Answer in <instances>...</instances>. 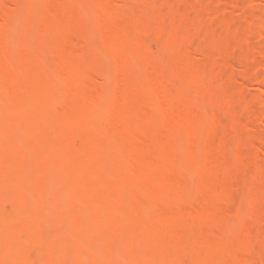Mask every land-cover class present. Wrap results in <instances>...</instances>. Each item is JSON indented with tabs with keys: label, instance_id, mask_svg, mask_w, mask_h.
I'll return each mask as SVG.
<instances>
[{
	"label": "rangeland",
	"instance_id": "rangeland-1",
	"mask_svg": "<svg viewBox=\"0 0 264 264\" xmlns=\"http://www.w3.org/2000/svg\"><path fill=\"white\" fill-rule=\"evenodd\" d=\"M13 1L14 0H0V21L3 19V17L7 19L9 16H12L11 14L12 10L14 11ZM26 1L17 0L19 7L22 8L19 11L20 12L23 11L22 12L23 14L18 13L19 16H17L16 14L15 17H18L20 24L23 23V25L21 24L22 28L29 30V32L27 31L28 33L26 32L27 33L25 35L26 38H24L22 41L26 49L23 48V46L22 48L24 51L27 50L26 53H24L25 55L28 52L30 54L28 53L29 55L25 56L23 52L22 53L20 52L18 47H17L18 50L16 49L17 42L13 41L14 40L13 35H12L13 37H11L9 36L11 34L3 35L0 33L1 34L0 35V45L11 44V48L19 51V53H17V51H15L16 52L15 53L13 52V49H12V52H13L12 53L10 51L11 49L10 48L8 49L9 51L7 54H5L4 57L3 55L0 56V71H1L0 73H2V76L5 73L7 74L8 70L10 71L12 69H17V68L19 69L18 65H22L20 66V69H24L25 68V66L23 68L24 63L26 61L30 62L29 60H27V57L30 58V56H33L31 55V50H28V49H34V47L44 44L41 41L43 40L45 42V39L47 38L48 33L49 34L51 32L52 34L56 33L55 29L58 28L59 23H63L64 25L68 26V29H71L72 32L74 31L73 32L74 36L72 37L74 40L78 42L80 41L81 42L80 44H83V45L85 44L84 46L85 48L87 45L88 49L85 51H87L89 56L86 54V52L83 53V51L82 52L80 51L81 55H79V52H77V54H75L77 55L76 57L66 56V57H63V59L59 58L60 59L59 60V59L53 58L54 50L49 49L50 50V51L48 50L49 55L45 54L46 57L42 55V57H37L35 58V60L33 58L32 63L35 64V61H36L35 65L40 66L38 67L39 71H40L41 66H43L42 64H45L47 61H50V64L54 63L55 65L53 64V66H56V69H58L60 73L57 72V70L55 71L53 69V74H51L50 77L45 76L46 74L47 75L50 74V72H47L45 69L47 73L45 75H42L41 77L39 74V79L37 80L36 85H26L24 86V94L21 97H19L18 99L10 98V101L8 104L9 107L7 106L6 109H4L6 111L2 112L0 108L1 110L0 112V156L2 159L6 160L4 163L0 164V183L2 182V180L3 181L6 180V182L5 181L4 182L7 184V181H9L7 178L10 177L9 179L13 180L12 177L15 178V176L17 175V177L22 178L25 181L27 180V184L31 183L32 185V186L28 185L26 187L27 189L25 190H28V192L25 198L22 199L21 201L22 203L24 202V204H20V205L16 204L17 202L16 198L19 197V194H18L19 192H17V194L16 192H13L15 191L14 190L15 188L13 189V187H12L13 191L9 190L11 189L10 187L12 185L9 187L6 186L5 189L0 188V201H1L0 208L3 207L2 209H0V261L2 260L4 264H14L13 257L15 256V254L23 255L26 252V249L24 248V246L26 247L30 241H33V239L35 240L36 237L39 238V236H41L40 237L41 239L39 238V241L42 240L41 242L43 243V246L41 248H38L35 251L37 260L36 262L32 264H109V263L122 264L123 261H128L130 263L133 262L134 264H159L158 260L152 257H147L144 254V252L148 247L152 245L158 233L170 232L172 234L174 228L176 227L174 226L176 225L174 223H176V221L179 220L181 211H179L180 212L179 214L178 212H176L177 210L176 209L175 213L173 214L172 212V215L168 216L167 218H164V219L160 218L158 219V221L154 220L156 222H153V224H151L152 222L151 221L150 227L136 226L137 220L140 217V211L141 213L144 212V204H143L144 202H142V199L144 197L143 198L141 197L143 194L142 192L148 189L150 190L158 189L159 194H156L158 195V197L159 195L164 196L166 194L167 195L165 196V199L167 198L166 201L164 203L155 205L159 209L166 208L170 211V209L173 207V204L175 205L174 208L178 207V209L181 208V206L182 207L187 206V204L198 205L200 203V198L202 196H205L206 194H209V195L221 194L222 193L221 191H223V188H224L223 192H226L230 186L232 188V186H234L233 184H236L235 182L237 181L235 180V178H238L237 176L239 175V174L237 175V172L240 173V175L241 174L243 175L244 173V172L241 173V171L239 172L235 169L237 166L240 165L241 167H245L244 168L245 170H246V167L249 168L247 169L248 171H246L250 173V174L247 173L248 178H241L240 175L238 178V183H239V180L244 179V181H240V182H243V184L242 183L240 184L244 186V184L246 183L245 185L247 187L246 188L244 186L245 187L244 190L241 188L243 190L241 191L242 193L240 192L241 195L244 197V199H246L247 197L249 199L247 198V200H244L246 201L244 206H240V208H237L236 209L237 211L235 210L237 212V215L235 214L236 215L235 220L232 221L231 225L229 226V229L225 230L226 232H224V236H222L223 234L221 235V237L218 236L219 240L217 239L215 242H214L215 240L214 239L211 246H208L203 242L204 239H207L211 231V223L207 219L201 217L198 219L196 223L192 224L188 228V234L191 237L190 243H191V246H193L192 249H194L195 251V257L193 259L192 264H243L242 259H240L241 256H249V253L252 254L250 255L251 257L252 256L255 257V258L253 257L254 262L253 263L250 262L249 264H259L261 262H264V244L262 246V244L259 243L257 239L259 237L261 239L264 236V235L263 236L261 235L264 233H260V232H263L261 228L258 229L260 230L258 231V230H255L256 228L254 229V226H253V224L257 223V221L258 223L260 222L259 220H256V219L263 218L261 217V215H264L263 213L264 212V117H263L264 116V0H203V1L200 0L202 3L199 2L198 0H197L198 3L195 2L196 0L194 2L193 0H148V5L151 4L150 6H147V2H145L147 0H116V1H113V7L115 4H116L115 6H117L115 10L116 19L118 20L119 17H121L122 20L124 21H122L121 19L119 21L123 22L122 24L125 25V27L122 24H120L121 22L118 23V21L117 23H115L116 21L112 23V22H108L105 20H100V19L98 20V18L101 17L99 16V13L100 15L103 14L104 12L103 10H105L104 6H106L105 1H102L104 2L102 7H101L102 5V2H101V4L100 3L98 4V6L97 5L95 6V9L93 7V11L91 10L92 14L94 15L89 17V21L91 23L94 22L92 23L93 31L90 30V28L88 29L89 26L91 27L90 25L91 23L87 20V18H85L86 20L85 19L83 20V18L82 19L79 18L82 15L78 14L79 12L77 10L66 9L63 6H61L63 0H57V1L56 0H53V1L46 0L44 2L43 0H29V1L26 0ZM85 1H84L85 3H88V2L90 3L89 0H85ZM4 2L5 3L8 2L10 4H5ZM158 2H160V4H158ZM50 3H51V6H49ZM52 3H54L53 6H52ZM142 4H143V7H142ZM162 4L163 5L167 4L165 8H167L166 10L168 12L165 10L166 11V12L164 11L165 15L163 13V16H161V18L164 17L166 18V20L168 19V22H170L173 18L172 14H174L175 16L178 15L177 16L178 18L174 19L176 22L175 23L176 25L169 24V27H172V29L170 28L171 31L172 32L174 31L173 34L169 29L166 28V32L164 34L162 33L163 35H160L158 37L156 36L154 38L144 37L143 39L142 37L146 35H141L139 33L143 32L141 29L145 30V28L143 27H145L146 21L144 20L148 21V18L149 20H152V19L154 20V18L156 19L158 17V15L156 14L158 12L157 10L159 9V7L163 6ZM187 4H189L190 6L189 5L187 6ZM36 6L38 9H36ZM144 6L147 8L145 9ZM33 7L35 10L33 9ZM40 9L42 10L40 11ZM94 11L98 13L96 14ZM28 12H29V15H28L29 17L27 16ZM168 13L171 15H169ZM14 15L15 13L13 12V16ZM36 15L37 16L40 15L38 17L41 19L33 18ZM95 15H96L95 19L97 20L95 21L94 19V21H91L93 18L91 20L90 18ZM22 16H25V17H22ZM77 16L81 20L79 19L77 20ZM133 16L135 17V19L136 18L138 19L137 21L139 22L138 24L139 26L132 23L133 21H131V19L134 18ZM26 17H27V20L25 19L24 21L23 18H26ZM124 17L125 18L127 17L126 19L128 18L130 19V20L128 19V22H127L130 25L126 26L127 23L125 22L126 19ZM139 17H141V19L143 20H141ZM186 17L190 18V20L189 19L184 20V18ZM20 19H22L26 23H24ZM32 19L33 21L36 20L37 23L34 22V24L31 25L33 22ZM42 19L45 21H43ZM206 19L207 21L210 22V23L207 22L208 25L210 24L207 27L209 28L213 27L212 29H209V28L206 29L207 27L204 21ZM214 19H215V22L216 21L217 23L219 22L218 24L216 23L215 26L214 24L212 25L211 23L212 20L214 21ZM229 20L231 21V23H227L229 22ZM187 21H190V23L193 25L192 28L190 26L188 27L190 23L188 24ZM224 21H225V24L223 25ZM28 22L30 23V27L26 25ZM168 22L166 24H168ZM83 23H84V27H83ZM246 23L248 25H246ZM117 25L119 26V28L121 27L123 28L119 29ZM31 26L34 27V28L32 27L34 30L31 29ZM99 26H101V28H99ZM215 27L217 28L215 29ZM58 30H56L57 33H58ZM62 35L63 33L61 32V36ZM138 36L140 37L142 36V37L140 38ZM35 37H36V40H35ZM55 37L57 39L58 37L61 38L60 35H58V37L57 36ZM100 37H102L103 41ZM115 37H119V38H117L116 40ZM137 37L138 39L139 38L142 39L141 40L142 41L141 48H143L142 51L144 50L146 53L149 52V54H146V55L150 56V53L153 52L159 58L156 61L153 60L155 62H151V64L149 65L147 64L146 68L144 67L145 69H147V70L144 69L145 73L143 72L142 70L143 68L141 67L142 68L141 69L142 72L140 71L141 75L143 76L147 75V76L145 77V81L143 80L144 85L141 83L144 89L143 88L141 89V87H137L138 89L136 88V86H140V85L135 86L138 94H141L142 92L144 93V91H146V86L147 84H149L148 81L150 83L157 81L156 83L158 85H161V87H164V88H165L164 85H166L167 86L166 88H170L169 90L170 92H172V90L174 89H172L171 86H173L175 83H176L175 85H177L178 78H182V76L185 74V72L181 71L183 74L181 73V76L179 75L180 77L178 76L177 78L176 74L173 73L175 72V69H173L171 64H173L174 62L172 63L171 61L175 60L174 57L181 55V54L183 56L184 55L189 56V58L192 56L190 59L195 60L197 62L198 59L201 57L200 56L201 54H204L205 51H206V54H208L207 51H209V53L213 57L210 54H208L212 57L211 58L212 61L208 63L207 68H205V70H202L203 72L200 71L199 73L196 72L195 74H192L193 76L190 73L186 72L189 76L185 74L187 76L185 77L183 76L184 79H180V80L181 81L185 80L184 83L187 82L189 84H191L192 82V85L194 86V88L192 87L193 93L196 90L195 92H197V94L195 95L199 96L198 94L200 92H204V90L207 91L209 83L211 85L213 81L216 82V80L219 79V81H222V82H219V81L217 82H219L218 85L220 84L221 87L225 85L228 86L230 83V86L228 87H230L229 89H231V92H230L231 95L226 94V90H227L226 86L222 87V89L223 90L226 89L225 91H223V93L231 97L222 95V96H218L217 99L215 98L214 100L208 99L207 101L208 104H206L203 107V109L197 112H193L191 116L187 117L186 120L182 122L183 126L185 127V130H184L185 133L183 132V134H178L177 136L175 135L167 136L168 131L166 128L170 129L169 127L171 126V124L178 118L177 114L178 115L180 114L179 111L184 110L183 108L186 106L188 107V105L186 104L190 102L189 99H188L189 102L184 101V100L174 102L171 105V107L163 111L162 114L157 113V112L154 113L155 111L154 112L153 110L151 111V108L149 109L147 107L141 106V104L139 103H136L134 105H129V104L126 105L124 103L125 107L124 108L121 107V108H123L122 109L123 113L125 114V117L127 121H129V123H127L126 126H122L118 129H115L116 126L115 128H113L112 125H109L110 123H112V120H110L111 122L107 123L109 127H107V125L106 124L104 125L103 123L107 122V118L109 120L110 117L106 115L112 114L113 110L117 108V106H121V105H119V103L115 100L114 97H111V95H109L108 98L107 96H105L106 98H103L102 96L101 98H103L104 100L100 98L102 101L97 99V100H94L95 102L94 101H89V102L84 101L83 96L89 86L90 87L92 85L95 86V83L98 85L101 80L102 81L104 80L105 78L104 76L107 75V71L109 73L108 69L106 71L107 66L112 67L111 65L116 63V60L120 61V59L126 56V54L128 53L131 54L130 51L132 52L133 49L135 48L133 46L135 45V42H136L135 40H137ZM192 37L193 39L194 37L196 38L199 37L198 43H195L194 42L195 40L193 41L196 46L190 43V40L192 39ZM98 38H100L101 41L100 40L98 41ZM238 38L239 39L241 38L242 42L239 40L240 43L237 45L236 51L234 52V54H231L233 52L232 50L234 47L233 43L238 42ZM11 41L12 43H10ZM99 42H101L104 50L101 49L102 47L99 45L100 44ZM12 44L15 45V47H13ZM207 44H210L211 46ZM94 46H96V49L98 47L99 48L101 47L100 49L99 48L97 49V53L101 55L99 57V59L101 58L99 62L97 61L98 59L97 60L95 59V57L98 54L94 51L96 50ZM22 48H21V51H22ZM101 51L102 53L100 54L99 52ZM92 52L94 54H91ZM253 52L257 54V59L255 60L253 59V57L254 56L256 57V55H254ZM50 53L52 54L50 55ZM84 54L86 57L84 56ZM103 54L106 59L102 57ZM214 54L218 57L215 56L216 57L215 58ZM229 54L233 55L232 57L234 58L233 59L231 58V60L228 59L230 58ZM92 59L96 61L94 62ZM161 59L163 60V62H161ZM226 60L228 61V63ZM232 60H234L235 62ZM92 61L94 64L95 63L97 64V62L100 64L99 65L97 64L98 66L94 67V64L91 63ZM17 62L21 64H18ZM231 62L233 63V65ZM161 64H163V67H161L162 66ZM183 65H186V62ZM91 67L94 69H92ZM138 68L136 67L135 70L133 68L128 69L124 77H131L135 75V71L138 72ZM157 68L161 70V71L159 70L158 73L156 72ZM167 69L169 70L168 72H167ZM171 69H173V72ZM95 70L96 71L98 70V71L96 72ZM148 70L152 71V73L149 72ZM184 70L186 71V69ZM54 72H56L57 74H54ZM75 72L76 73L78 72L79 75L78 76L77 74L74 75L73 73ZM66 73H67V76H66ZM242 73L245 74V76ZM158 76L160 78L163 76L162 78L166 80L164 79L162 80V78L159 79ZM229 76H231V78H229ZM0 77H1V74H0ZM215 78H218V79H215ZM226 79L228 80V82H226ZM0 80L2 79L0 78ZM158 81L159 83H161V81H163L164 83L159 84ZM156 83L154 84V86L156 85ZM8 86L11 87L10 83H7V82L5 83L4 78H3L2 82L0 81V93H1L0 102L3 101L2 94L4 93L6 94V91L7 92L9 91ZM133 87H131L132 88L131 91L135 93L134 91L135 88ZM198 88H200L201 90ZM169 90L167 89V91ZM10 91L12 92L13 89H11ZM39 91H42L43 93L42 92L41 93L45 94V98L46 97L48 98L50 94L53 96L54 92L56 93L55 94L56 99L52 98V99L57 100V101L55 100L53 101L55 102V104L51 102L52 99L49 101L51 104L52 103L54 104V105H51L52 106L51 118L47 120L46 122H44L43 124H40L38 122L39 125L32 124L34 121L31 123L32 120L30 119L31 121L27 122L26 124H21L22 126L21 125L19 126V124H17L16 125L17 127L16 126L14 127L15 125L14 124L12 128L11 127L9 128L10 126L9 121H11L12 118L13 120L16 118L17 123H18L19 122L18 118L19 119L22 118L23 115L24 117H28V118H29L28 114L34 117V114L36 113L35 109H37V105L40 106L39 103H41L40 100L42 99V97L37 98L36 96ZM8 93L10 94V92ZM8 93L7 95L4 94L6 98L9 97ZM137 93H135L134 95H137ZM227 93H229L228 90H227ZM67 94L71 95L70 96L71 100L69 99L70 100L69 102L66 101L67 97L65 96H67ZM127 94H132V93L128 92ZM127 94L125 93L124 95H127ZM47 98L45 99L46 101H48ZM112 101H114V103H112ZM115 101L116 103H118L117 105ZM119 102H121V100H119ZM238 104L239 106H237ZM242 104L243 106H241ZM181 105H183L184 107ZM111 106L112 107L115 106V108H112ZM62 107H63V110H60V108L62 109ZM70 108L72 109V111L77 110V112H80V116L74 122L70 123L67 121V123L69 124H64L65 122L64 120L68 118L67 116H69V113L71 112ZM69 109H70V112H69ZM117 109H116L115 114L117 113ZM56 110H60L59 114H57L58 111ZM107 111L108 112L110 111L111 113L105 114V112ZM241 111L243 112V114L241 113ZM254 112H257V114L255 115H258V117L260 113L261 114L263 113L262 115H260L263 117V119H260V118L258 119L257 117H255L254 114L252 115V113ZM236 113H239V115ZM115 114L113 113L111 117L112 116L114 117ZM241 115L243 116V118ZM250 116H253V118L255 119L252 118L253 120H250L251 118ZM104 118L106 121L104 120ZM62 120L63 122H61ZM171 120H174V121L172 122ZM219 120H221L222 125H227V127L228 126L234 127L235 125V128H236V126L237 127L240 126V128L237 129V131L241 132V137H242L241 139H243V141L245 140V142L247 143L248 141H251V142L248 143L249 145L247 143L245 144L243 143L242 144L243 146L242 145L232 146L233 150L231 147L232 152L230 150V155H229L230 159H228V157L226 159H223V161L228 160L227 162L226 161L224 162V164L227 163L228 165L225 168L226 170H213V169H208V167L206 168L204 167L206 170L205 169L203 170V165L199 166V163L198 165L194 164L195 161L200 162L199 159L198 160L197 158L196 160L194 159L197 156L196 154L207 152L214 159H217V157H219V155L222 153L221 152L223 148V147L221 148L222 139H220L222 137H219L220 144L218 143L219 141H217L216 144H212L213 142L210 143L211 140H210V137H208V135H210L213 132L214 130L213 127L215 126V123L216 124L219 123L218 122ZM142 123L150 126L151 131L149 132V134H142L141 132H137L138 126L139 125L141 126ZM230 127L228 128L229 129L233 128V127L232 128ZM240 129L243 131H241ZM195 130L202 131L201 132L202 134L200 133V135H201V138L204 136L203 138L205 140L202 138L200 142L202 144H204V142L206 143L202 145L199 142V144L196 145L197 147L196 149L194 148L195 149L194 151L196 152L198 151V152L196 154L195 153L193 154L196 156L192 155L191 157L192 153H190L189 154L190 159H188L189 157L185 156L182 158L181 156L180 158L181 160L176 161L178 163H175V161L167 162L168 160H165L159 157L158 150H156L155 148L152 149L150 147L148 150L150 156L158 160V163L160 164V165L158 164L159 167L162 165L163 166L160 168V170H157V171H150L148 170V168L147 170H145L144 168L141 172L142 175L138 173L141 170V168L139 169L137 168V166L135 168L134 166L133 168H135L134 170L137 173V174L135 173L137 177L135 176V174H133L134 177H130V174L134 172V170L132 171V168L130 167L131 157H132V154L137 149H139L140 147L145 148L146 146L150 145L153 141H155L154 143L155 145L156 143L161 142L160 145H162L161 147L162 151L165 149L166 145L167 146L177 145L178 147L183 148V145L186 144L185 141L188 135L192 133V131H195ZM207 130L208 131L212 130V131L208 132ZM36 132H40L41 134H39L38 137L35 138ZM235 132L233 131V133ZM205 134L208 137L207 139H206ZM75 135H78V140L76 144L72 146L73 150L68 151L66 149V143L69 139L73 138ZM108 135H111L114 137H121V138L123 137V139H127V143H126V146L128 144V148H126L127 150L121 156H119V158H118V155L116 154L115 155L111 154L110 157L105 156L102 158L101 157L94 158V156L91 157L89 155V152L87 153V150L94 151L97 148L98 150H100L101 146L98 147V145L102 144L101 141L103 142V138H106ZM60 136L65 137L63 142L59 141ZM5 139L8 142L9 141H12L15 143L17 142L16 144L17 146L15 145L17 150L14 149L15 147H10L9 143L7 144L5 142ZM99 142L100 144H98ZM249 146L252 147L251 151L254 149L253 152L255 151V153L258 154L257 156L256 154L250 152L251 147L249 148ZM255 147L258 149H256ZM36 151H38V153L42 152L46 154L48 157L45 163L43 165H38V167L30 163L29 161L28 162L25 161L27 156L29 157L31 156L29 153L36 154ZM258 152L261 154H259ZM54 153L58 155L55 156L56 154ZM223 153H224V150H223ZM249 154H250L249 158H251L253 162L252 160L248 158ZM53 156H55L54 158L56 157L59 158V156H61L63 157V160L52 159ZM233 156H235L236 158ZM258 156L261 159L258 158ZM231 158H233L234 160ZM258 159H260V161ZM229 161L231 162L228 163ZM189 163H191L192 167L189 165ZM232 163L234 164V166ZM186 167L188 168L186 169ZM231 167H233V171H231ZM241 167L239 168V170L242 169ZM62 168L66 169V173L64 174L60 173V170ZM188 170L190 173H188ZM38 171L46 177L44 180L41 181L43 183L41 182H40L41 184L38 183L39 185L34 184L33 182V177H36V173ZM194 171L196 174L194 173ZM200 171L202 172L203 176L208 175L210 177L218 178L217 180H219L218 182L220 183L213 185L209 183H203L201 181L203 185L200 186V182L197 183L198 182L197 179H200L201 177L205 178L201 175H198V174H201ZM184 172L185 173L187 172L186 175ZM126 176L129 177V181L131 178L134 179L136 177L134 179V182L137 185V187L134 188L133 187L134 184L131 183L129 188L122 191L121 194H119L118 197L117 196L116 197H117L118 202H120L121 204L123 203L124 205L128 204L130 205V207H133L132 209L134 210L140 209L139 212L135 211L136 213H138L139 217L137 216L136 213L133 214L132 217L127 218V219H123L116 215L113 216L111 213L116 212V211L110 212V210L114 208L115 205L111 208H104V209L99 208L100 211H98L99 213H97V216H93L95 213L94 214L92 213L93 215H90V212H92L91 211L92 207L89 204L85 203L82 205L81 208L77 209L75 205L67 201V198L69 196H76L79 198L81 195L85 193H94L98 197H102V195L106 193L105 191H106L107 186L109 184L111 186V184L113 183L112 181L115 178L118 177L117 179H119V177L121 178L123 177L126 180L127 179ZM195 178L197 182L194 180ZM172 182L175 185L174 191L173 189L171 191L170 189L169 191H167L166 186L172 184ZM189 182L192 183L193 187L191 186ZM186 183H189L190 187H189V184L187 185ZM224 184L225 185L227 184V185L224 186ZM35 185H38V186H35ZM195 186H198L199 189L197 187L196 189ZM176 187H178L177 189L182 187L183 190H176ZM252 188L254 189V191ZM246 190H248L249 192L247 191L246 193ZM160 199H158L159 200L158 202H160ZM18 200H20V198ZM3 201H7V202H3ZM153 201H154L153 203H155V200ZM49 202L51 204L52 203L54 204L55 208L52 207L54 209L53 210L54 212L52 211L51 212L55 214L56 216L49 217L50 214L51 215L53 214L52 213H50L49 215L44 214L39 209L41 204L46 206V204ZM152 205L155 209L154 204ZM55 209L57 211H55ZM58 210H77L78 212H81L82 214L84 213L83 216L85 214L86 216L82 217L84 218L83 220H80L82 219L81 218L82 214L80 213L81 214L80 219H78L77 222H73L71 220L64 221V220L59 219V217L57 216ZM134 210L132 212H134ZM259 211H261V213ZM254 213H255L256 222L253 220ZM257 214L258 215L261 214V215L258 216ZM219 215L220 214L217 215V218ZM147 217L145 220H147ZM249 218H252V220ZM222 221L224 222L225 219H222ZM258 223L256 227L258 226ZM16 227L18 230L16 231V233L15 232L13 233V230ZM9 232H11L12 235H9ZM104 232L129 234L131 238L129 240H119L113 243H107L105 240H97V239L90 238V234L92 233H104ZM59 235H64L63 236L64 241H66L69 245H71L70 247L72 246H74V248H76V246H80L79 248H81L82 246L86 247L88 251H86V254L84 255V257L77 258L75 260L74 259L68 260L67 261L68 263L61 262L62 260L61 258H59L60 257L59 252H60L61 246L64 241L57 242L54 245L52 244L57 239V237H59ZM169 236L171 237L170 234ZM248 237L254 238L252 242L254 241L256 242H254V244L253 243L247 244L249 243ZM223 239H225L224 240L225 243H222ZM181 242H179V244H181ZM256 243H258V245ZM52 245H53V248H52ZM182 246L185 247L186 245L185 246L182 245ZM182 246L169 247L165 250H162V253L171 257L172 258L171 260H176V262H179V260H182L180 259V257L182 258V252H183ZM49 248H52V250L51 249L49 250ZM4 252L9 253V257H5L3 255ZM31 253L33 255V251ZM15 257H18V256H15ZM253 258H252V261H253ZM179 264H181V261Z\"/></svg>",
	"mask_w": 264,
	"mask_h": 264
},
{
	"label": "bare ground",
	"instance_id": "bare-ground-1",
	"mask_svg": "<svg viewBox=\"0 0 264 264\" xmlns=\"http://www.w3.org/2000/svg\"><path fill=\"white\" fill-rule=\"evenodd\" d=\"M19 1V0H18ZM26 1V0H25ZM29 1V0H28ZM44 1H46V0H43V2ZM49 1V0H48ZM53 1V0H52ZM57 1V0H56ZM85 0H63L62 1V4H61V6H63L64 8H66V9H74V10H77L79 13L78 14H80V15H82V16H80L79 18H83V20L85 19V18H87V20L89 21V17L90 16H92V15H94V14H92V11H93V7H94V9H95V6L97 5L98 6V4L100 3L101 4V2L102 1H105V5L106 6H104L105 8V10H103L102 12H103V14H101L100 15V13H99V16H101L100 18H98V20L100 19V20H105V21H108V22H115V23H117V21H118V23H120L121 21H119L120 19L122 20V18L121 17H119V19L117 20L116 19V16H115V14H116V7L117 6H115L114 5V7H113V1H116V0H93V1H91V0H89L90 1V3L88 2V3H85L84 2ZM95 1V2H94ZM100 1V2H99ZM195 0H193V2H194ZM199 2H201V1H203V0H198ZM3 2V1H2ZM27 2V1H26ZM32 2V1H31ZM61 2V1H60ZM59 2V3H60ZM137 2V1H136ZM145 2H147V6H150V5H148V0L147 1H145ZM169 2V1H168ZM188 2V1H187ZM192 2V1H191ZM190 2V3H191ZM196 3H198L197 2V0L195 1ZM219 2V1H218ZM5 3V2H4ZM3 3V4H4ZM29 3V2H28ZM55 3V2H54ZM54 3H52V6H53V4ZM58 3V2H57ZM103 3L104 2H102V5H101V7L103 6ZM151 3V2H150ZM166 3V2H165ZM186 3V2H185ZM189 3V2H188ZM202 3V2H201ZM200 3V4H201ZM220 3H221V1H220ZM5 4H10V3H5ZM12 4V3H11ZM13 4H14V11L12 10V16H9L7 19H5L4 17H3V19L0 21V33L1 34H11V35H9V36H11V37H13L14 36V42H17V44H16V49H17V47H18V49L20 50V52L22 53L23 52V54L24 53H26V51L27 50H23V48H25L26 49V47L24 46V43H22V41H23V39L24 38H26L25 37V35L29 32V30H27V29H25V28H22V26H21V24L23 25V23H19V19H18V17H15L16 16V14H17V16H19L18 15V13L20 14V13H22V12H20L19 10H21L22 8H20L19 7V4H18V2H17V0H14L13 1ZM33 4H34V2H33ZM33 4H31V5H33ZM45 4H47V3H45ZM87 4V5H86ZM140 4V3H139ZM156 4V3H155ZM158 4H160V2H158ZM184 4V3H183ZM41 5H42V3H41ZM145 5V4H144ZM163 5V4H162ZM167 5V4H166ZM166 5H163V6H161V7H159V9L157 10L158 12L156 13L157 15H158V17L155 19L154 18V20L152 19V20H149V18H148V21L147 20H144V21H146V24H145V27H143V28H145V30L144 29H141L143 32V34L142 33H139V34H141V35H146V36H141L143 39H144V37L145 38H154V37H158V36H160V35H163L165 32H166V28L167 29H169L170 31H171V29H172V27H169V24L170 25H174L176 22H175V20L174 19H177L178 17V15L177 16H175L174 14H172L173 15V18H172V20L170 21V22H168V19L166 20V18H164V17H162L161 18V16H163V13H164V11L167 9V8H165V6ZM189 4H187V6H188ZM38 6V5H37ZM37 6H36V9H38L37 8ZM49 6H51V3H50V5ZM154 6H156V5H154ZM185 6V5H184ZM190 6V5H189ZM10 7V6H9ZM26 7V6H25ZM44 7V6H43ZM142 7H143V4H142ZM153 7V6H152ZM151 7V8H152ZM173 7V6H172ZM186 7V6H185ZM11 8V7H10ZM20 8V9H19ZM40 8V7H39ZM144 8L146 9L147 7H145L144 6ZM154 8V7H153ZM26 9V8H25ZM25 9H24V11H25ZM33 9H34V7H33ZM190 9V8H189ZM35 10V9H34ZM42 9H40V11H41ZM44 10V9H43ZM92 10V11H91ZM143 10V9H142ZM28 11H30V10H28ZM96 11V10H95ZM94 11V12H95ZM167 11V10H166ZM165 11V12H166ZM13 12L15 13V15L13 16ZM32 12V11H31ZM30 12V13H31ZM34 12H36V11H34ZM37 12H39V11H37ZM168 12V11H167ZM24 13H26V12H24ZM86 13V14H85ZM96 14L98 13V12H95ZM134 13V12H133ZM5 14H7V13H5ZM4 14V15H5ZM10 14V15H11ZM23 14V13H22ZM32 14V13H31ZM39 14V13H38ZM42 14V13H41ZM77 14V15H78ZM127 14V13H126ZM169 14V13H168ZM29 15V12L27 13V16ZM34 15H35V13H34ZM136 15V14H135ZM164 15H165V13H164ZM169 15H171V14H169ZM7 16V15H6ZM26 16V15H25ZM25 16H22V17H25ZM31 16V15H30ZM37 16V15H36ZM33 17V18H38V19H41V18H39L38 16H40V15H38L37 17ZM42 16V15H41ZM45 16V15H44ZM43 16V17H44ZM84 16V17H83ZM86 16V17H85ZM127 16V15H126ZM138 16V15H137ZM12 17V18H11ZM29 17V16H28ZM95 17H96V15L95 16H93V17H91L90 18V20L91 21H94V19H95ZM128 17V16H127ZM126 17V18H127ZM134 17V16H133ZM78 18V16H77V20L79 19ZM118 18V17H117ZM125 18V17H124ZM123 18V19H124ZM125 18V19H126ZM140 19H141V17H139ZM152 18V17H151ZM163 18H164V20H163ZM169 18V17H168ZM5 19V20H4ZM24 19V21H25V19L27 20V17L26 18H23ZM29 19V18H28ZM81 19H79V20H81ZM129 19V18H128ZM128 19H126V23L128 22ZM133 19V20H132ZM131 19V21H133L132 23H134V24H136L137 26H139L138 24H139V22L137 21L138 19L136 18L135 19V17L134 18H132ZM185 19H189L190 20V18H184V20ZM246 19V18H245ZM20 20H22V19H20ZM35 20V19H34ZM43 20V19H42ZM86 20V19H85ZM97 19H95V21H96ZM130 20V19H129ZM141 20H143V19H141ZM180 20V19H179ZM23 21V20H22ZM23 21V22H24ZM32 21H33V19H32ZM38 21V20H37ZM40 21V20H39ZM43 21H45V20H43ZM87 21V22H88ZM122 21H124V20H122ZM130 21V22H131ZM149 21H151V22H149ZM177 21V20H176ZM205 21V23H206V27L207 26H209L208 25V23H210L209 21H207V19L206 20H204ZM247 21V20H246ZM31 22V21H30ZM34 22H36V20L35 21H33L32 22V24L31 25H33L34 24ZM47 22V21H46ZM83 22V21H82ZM86 22V21H85ZM90 22V21H89ZM108 22H106V23H108ZM149 22V23H148ZM168 22V24H166ZM182 22V21H181ZM208 22V23H207ZM215 19H214V21L212 20V25L214 24V26L216 25V23H217V21L215 22ZM24 23H26V22H24ZM37 23V22H36ZM91 23V22H90ZM92 23H94V22H92ZM90 24L91 25V27L89 26H87L88 27V29L90 28V30H92L93 28V24ZM123 22H121L120 24H122ZM187 23L189 24L190 23V21H187ZM204 23V24H205ZM219 23V22H218ZM217 23V24H218ZM227 23H231V21L229 20V22H227ZM40 24V23H39ZM42 24V23H41ZM88 24V23H87ZM97 24V23H96ZM95 24V25H96ZM125 24V23H124ZM187 24V25H188ZM220 24H222V23H220ZM225 24V21H224V23H223V25ZM25 25V24H24ZM27 26H29L30 27V23L28 22L27 24H26ZM36 25V24H35ZM34 25V26H35ZM38 25V24H37ZM44 25H46V24H44ZM94 25V26H95ZM99 25V24H98ZM114 25H116V24H114ZM123 25V24H122ZM122 25H120V26H122ZM128 25H130V24H128L127 23V25L126 26H128ZM168 25V26H167ZM176 25V24H175ZM177 25H178V23H177ZM211 25V26H212ZM246 25H248L247 23H246ZM118 26V25H117ZM124 27H125V25H123ZM191 27L192 28V24L190 23V25H188V27ZM210 26V27H211ZM218 26V25H217ZM251 26V25H250ZM33 26H31V29L32 30H34L33 28H32ZM83 27H84V23H83ZM96 27H98V26H96ZM133 27H134V25H133ZM169 27V28H168ZM176 27V26H175ZM206 27H204V28H206ZM50 28V27H49ZM55 28V27H54ZM86 28V27H85ZM99 28H101V26H99ZM118 28H119V26H118ZM121 28H123V27H121ZM121 28H119V29H121ZM140 28V27H139ZM171 28V29H170ZM209 27H207L206 29H208ZM213 28V27H212ZM212 28H209V29H212ZM217 27H215V29H216ZM219 28V27H218ZM36 29V28H35ZM59 29V30H58ZM84 29V28H83ZM138 29V28H137ZM50 30V29H49ZM56 30H58V33H57V31ZM101 30V29H100ZM28 31V32H27ZM51 31V30H50ZM83 31V30H82ZM81 31V32H82ZM93 31V30H92ZM178 31V30H177ZM204 31V30H203ZM211 31V30H210ZM27 32V33H26ZM55 32L56 33H53L52 34V32L49 34L48 33V36H47V38L45 39V42L42 40L41 42L42 43H44V44H42V45H38L37 47H34V49H28V50H31V55H33V56H30V58H28L27 57V60H29L30 62H25L24 63V65H23V68H24V66H25V68L24 69H20V66H22V65H18V64H21V63H18L17 65H18V67H19V69L17 68V69H12V70H8V72H7V74L5 73L3 76H2V73H0L1 74V79L3 80V78H4V82L6 83H10V85H11V87H9L8 86V89H9V91L8 92H10V94L6 91V94L4 93V91H3V93L5 94V95H7V93H8V95H9V97L8 98H6V96H4V94H2L3 95V97H2V100L3 101H1L0 102V108H1V110H2V112L3 111H6V110H4V109H6V107L8 106V104H9V101H10V98H15V99H18L19 97H21L23 94H24V86H26V85H36L37 84V80L39 79V74H40V77L42 76V75H45L47 72H50V74H46L45 76H49L50 77V75L51 74H53V69L56 71L57 70V72H59L58 71V69H56V66H53V64H50V61H47L45 64H42L43 66H41V68H40V71L38 70L39 68L38 67H40V66H37V65H35L36 64V61H35V64H33L32 63V60H33V58H34V60H35V58H37V57H42V55H44L45 57H46V55L45 54H48V52L50 51L49 49H53L54 50V52H53V54H54V56H53V58L54 59H59V58H62L63 59V57H66V56H71V57H76L77 55H75V54H77V52H79V55H81L80 53L83 51V53L84 52H86V54L89 56V54L87 53V51H85V50H87L88 49V47H87V45H86V48L84 47L85 46V44L83 45V44H80L81 42L79 41H76V40H74L72 37L74 36V31L72 32V30L71 29H68V26H66V25H64L63 23H59V26H58V28H56L55 29ZM61 32L63 33V35L61 36ZM98 32V31H97ZM139 32H141V31H139ZM145 32V33H144ZM172 32V31H171ZM174 32V31H173ZM173 32H172V34H173ZM206 32V31H205ZM207 32H209V31H207ZM163 33V34H162ZM198 33V32H197ZM204 33V32H203ZM0 34V35H1ZM34 34V33H33ZM60 35V37L61 38H59L58 37V35ZM102 34V33H101ZM205 34H207V33H205ZM13 35V36H12ZM29 35V34H28ZM35 35H36V33H35ZM39 35V34H38ZM33 36V35H32ZM55 36H57L58 37V39L55 37ZM197 36H199V35H197ZM202 36V35H201ZM138 37H140V36H138ZM138 37H137V40H135L136 42H135V45L133 46V47H135L134 49H133V51L131 52L130 51V53L131 54H126V56H124L123 58H121L120 59V61L119 60H116V63H114V64H112L111 66L112 67H108L107 66V68H106V71H107V69L109 70V73H108V71H107V75L106 76H104L103 78H104V80L101 82L100 81V83L97 85L96 83H95V86L94 85H92L91 87L89 86L88 87V89L86 90V92H85V94H84V96H83V99H84V101H94V100H97V99H99V100H101V99H103V98H106L105 96H107V98L109 97V95H111V97H114L115 98V100L119 103V105H121V106H117V108H119V109H117V108H115V106L114 107H112V108H115L114 110H113V112H112V114H108V113H111L110 111L108 112H105V114L107 113L108 115H106V116H108V117H110L109 118V120H108V118H107V122H104L103 124L105 125H107V123L108 122H111L110 120H112V123H110L109 125H112V127L113 128H115V126H116V128L115 129H118V128H120V127H122V126H126L127 125V123H129V121H127V119H126V117H125V114L123 113V108L125 107V105H124V103L126 104V105H134V104H136V103H139V104H141V106H144V107H147V108H151V111L153 110V112L154 113H160V114H162V112L163 111H165L167 108H170L171 107V105L174 103V102H176V101H182V100H184V101H187V102H189L188 101V99L190 100V105H189V103H187L186 105H188V107L186 106V107H184L183 105H181V106H183L184 108V110H181V111H179V115L177 114V116H178V118L174 121V120H171L173 123L171 124V126L169 127L170 129H168V128H166L167 129V136H173V135H175V136H177L178 134H183V132L185 133V127L183 126V123L182 122H184V120H186V118L187 117H189V116H191V114L193 113V112H197V111H199V110H201V109H203V107L206 105V104H208V99H210V100H214L215 98L217 99V97L218 96H222V95H225V96H228V97H231V96H229V95H226V94H230L231 95V89H229L230 87H228V86H230V83H229V85L228 86H226V89L228 90V92L229 93H227V90H226V94L225 93H223V91H225V90H223L222 89V87H225V86H220V84L218 85V83L219 82H222V81H219V79L218 78H215V79H218V80H216V82H212V84L210 85V83L208 84V88H207V91L206 90H204V92H200L198 95L199 96H197V95H195V94H197V92H195L194 91V93H193V90H192V87L194 88V86L192 85V82H191V84H189V83H184V81H181L180 79H184L183 78V76L185 77V76H187L188 74L187 73H190L191 75L192 74H195L196 72L197 73H199L200 71H202V70H205V68H207V66H208V63L210 62V61H212V55L209 53V51H207L208 52V54H210V55H208V54H206V51H205V53L204 54H201L199 57L201 58H199L200 59V61H199V59H198V61L196 62L195 60H192V59H190L189 58V56H183L182 54L181 55H178V56H175L174 58H175V60L174 61H171L173 64H171L172 65V67H173V69H175V72H173V69H171L172 70V72L173 73H175L176 74V76H177V78H178V76L180 75L181 76V73L182 72H185V74H187V75H183L182 76V78H178V84L177 85H173V86H171L172 87V89H174V90H172V92H170V88H166L167 86L166 85H164L165 86V88L164 87H161V85H158L156 82H153L152 80V82L153 83H150L149 81H148V83L149 84H147V86H146V91H144V93L142 92L141 94H138L137 93V91H136V88L137 87H141V89L143 88V82L145 81V77L147 76H143V75H141V72H142V70H143V72L145 71V70H147V69H145L146 68V66H147V64L149 65V64H151V62H155L156 60H158L159 58L157 57V55H155V53H150V56L149 55H146V54H149V52L148 53H146L144 50L142 51V49L143 48H141V46H142V39H138ZM40 38V37H39ZM101 39H102V37H100ZM100 38H98V41L100 40L101 41V39ZM116 38V40H117V38H119V37H115ZM114 38V39H115ZM199 37H194V39H193V37H192V39L190 40V43H192L194 46H196L195 45V43H198V39ZM35 40H36V37H35ZM34 40V41H35ZM115 40V41H116ZM195 40V41H194ZM200 40H201V38H200ZM239 40L242 42V40H241V38L239 39L238 38V42H234L233 43V52L231 53V54H234V52L236 51V47H237V45L240 43L239 42ZM10 41V40H9ZM19 41V42H18ZM97 41V40H96ZM102 41H103V39H102ZM195 43H194V42ZM197 41V42H196ZM236 41V40H235ZM10 43H12V41L10 42ZM35 43V42H34ZM77 43H79V44H77ZM98 43V42H97ZM96 43V44H97ZM100 44V46L102 47H100L101 49H103L104 50V48H103V46H102V44H101V42H99ZM103 43V42H102ZM116 43V42H115ZM201 43H202V41H201ZM13 44H15V43H13ZM12 44V45H13ZM22 44V45H21ZM200 44V43H199ZM34 45V44H33ZM81 45H83V46H81ZM207 45H210V44H207ZM217 45V44H216ZM9 46V47H8ZM20 46H21V48H22V46H23V48H22V51H21V48H20ZM80 46V47H79ZM211 46V45H210ZM218 46V45H217ZM221 46V45H220ZM13 47H15V45H13ZM32 47V48H33ZM82 47V48H81ZM95 47V49H96V46H94ZM214 47V46H213ZM11 48V44H8V45H6V44H3V45H0V56H2L3 55V57L5 56V54H7L8 53V49H10ZM28 48V47H27ZM82 50H81V49ZM99 48V47H98ZM97 48V49H98ZM99 48V49H100ZM12 49L13 48H11L10 49V51L12 52ZM14 50L13 49V52H15V51H17V50ZM97 49L96 50H94L96 53H97ZM211 49V48H210ZM216 49H217V47H216ZM219 49V48H218ZM49 50V51H48ZM102 50V51H103ZM201 50H203V49H201ZM81 51V52H80ZM93 51V52H94ZM102 51L101 52H99L100 54L102 53ZM12 52V53H13ZM89 52V51H88ZM91 52V51H90ZM91 53V54H94V53ZM143 52V53H142ZM16 53V52H15ZM17 53H19V51H17ZM29 53V52H28ZM24 54L25 56H28L29 54ZM82 53V54H83ZM203 53V52H202ZM216 53V52H215ZM230 53V52H229ZM254 53V55H256V57L254 56L253 57V59L255 60V59H257V54L255 53V52H253ZM52 53H50V55H51ZM98 54V53H97ZM104 54H105V52H104ZM104 54L102 55V57H104ZM231 54H229V56H230V58H228V59H230L231 60V58L233 59L234 57H232L233 55H231ZM251 54V53H250ZM11 55V54H10ZM23 55V56H24ZM49 55V54H48ZM78 55V56H79ZM96 55V54H95ZM252 55V54H251ZM7 56V55H6ZM84 56H85V54H84ZM101 55H97L96 57H95V59L99 62V60L101 59H99V57H100ZM216 55L214 54V57H215ZM236 56V55H235ZM248 56V55H247ZM250 56V55H249ZM253 56V55H252ZM20 57V56H19ZM80 57V56H79ZM86 57V56H85ZM98 57V58H97ZM155 57V58H154ZM216 57H218V56H216ZM215 57V58H216ZM105 58V57H104ZM103 58V59H104ZM166 58V57H165ZM173 58V59H174ZM227 58V57H226ZM246 58V57H245ZM252 58V57H251ZM18 59H20V58H18ZM61 59V60H62ZM73 59V58H72ZM94 59V58H93ZM92 59V60H93ZM106 59V58H105ZM172 59V60H173ZM196 59V58H195ZM211 59V60H210ZM224 59H225V57H224ZM247 59V58H246ZM252 59V60H253ZM25 60V59H24ZM60 60V59H59ZM79 60V59H78ZM85 60V59H84ZM96 60H93L94 62L96 61ZM153 60H155V61H153ZM167 60H168V58H167ZM91 61V60H90ZM93 61L91 62V63H93ZM166 61V60H165ZM164 61V62H165ZM188 61V62H187ZM189 61H190V63H189ZM214 61V60H213ZM216 61H218V60H216ZM227 61V60H226ZM232 61H234V60H232ZM250 61V60H249ZM71 62H72V60H71ZM97 62V64L99 65L100 63H98ZM161 62H163V60L161 59ZM186 62V65H188L189 67H190V69H189V67L188 66H186V65H183L184 63ZM235 62V61H234ZM22 63H23V61H22ZM37 63H38V61H37ZM70 63V62H69ZM190 65H189V64ZM216 63H218V62H216ZM226 63V62H225ZM224 63V64H225ZM227 63H228V61H227ZM232 63V62H231ZM84 64V63H83ZM94 64V63H93ZM92 64V65H93ZM96 64V63H95ZM94 64V67H96V66H98L97 64L95 65ZM101 64H102V62H101ZM164 64V63H163ZM163 64H161L162 66L161 67H163ZM45 65V66H44ZM55 65V64H54ZM82 65V64H81ZM165 65V64H164ZM219 65V64H218ZM227 65H229V64H227ZM232 65H233V63H232ZM104 66V65H103ZM102 67V66H101ZM135 67V68H134ZM136 67L138 68H140V70H139V68H138V72L137 71H135V75H133V76H131V77H124V75H125V73L128 71V69H130V68H133L134 70L136 69ZM143 69H142V68ZM145 67V68H144ZM157 67H159V66H157ZM160 67V68H161ZM188 67V68H187ZM59 68H60V66H59ZM89 68V67H88ZM92 68V67H91ZM97 68H99V67H97ZM96 68V69H97ZM167 68V67H166ZM228 68H229V66H228ZM41 69H43L44 71H45V69H46V71L44 72L43 70H41ZM92 69H94V68H92ZM111 69V70H110ZM142 69V70H141ZM145 69V70H144ZM182 69V70H181ZM184 69H186V71L184 70ZM188 69H189V71H188ZM89 70V69H88ZM157 71V73H158V71L160 70L159 68H157L156 69ZM39 71V72H38ZM67 71H69V70H67ZM77 71H78V69H77ZM90 71H91V69H90ZM89 71V72H90ZM96 71V70H95ZM98 71V70H97ZM96 71V72H97ZM141 71V72H140ZM149 71V70H148ZM161 71V70H160ZM164 71V70H163ZM169 70L167 69V72H168ZM182 71V72H181ZM1 72V71H0ZM5 72H6V70H5ZM44 72V73H43ZM63 72V71H62ZM92 72H93V70H92ZM104 72H105V70H104ZM149 72H151L152 73V71H149ZM187 72V73H186ZM203 72V71H202ZM244 72V71H243ZM60 73V72H59ZM69 73V72H68ZM71 73V72H70ZM145 73V72H144ZM54 74H57L56 72H54ZM74 75H76L77 74V76L79 75L78 74V72L76 73H73ZM164 74V73H163ZM183 74V73H182ZM243 74V73H242ZM63 75H64V73H63ZM98 75V74H97ZM101 75H102V73H101ZM105 75V74H104ZM162 75V74H161ZM244 76H245V74H243ZM38 76V77H37ZM52 76H54V75H52ZM59 76H61V75H59ZM66 76H67V73H66ZM99 76V75H98ZM152 76V75H151ZM159 76H160V74H159ZM158 76V77H159ZM164 76V75H163ZM162 76V77H163ZM179 76V77H180ZM189 76V75H188ZM193 76V75H192ZM232 76V75H231ZM231 76H229V78H231ZM44 77V76H43ZM161 77V78H162ZM143 78V79H142ZM148 78V77H147ZM146 78V79H147ZM160 77H159V79H161ZM224 78V77H223ZM229 78H228V80H229ZM100 79H101V77H100ZM149 79V78H148ZM147 79V80H148ZM158 79V80H159ZM164 78H162V80H163ZM225 79V78H224ZM223 79V80H224ZM234 79H235V77H234ZM2 80H0L1 82H2ZM144 80V81H143ZM164 80H166V79H164ZM171 80V79H170ZM173 80V79H172ZM175 80V79H174ZM228 80L226 79V82H228ZM232 80V79H231ZM217 81H219V82H217ZM168 82H169V80H168ZM141 83L143 84V85H141ZM156 83V85L154 86V84ZM158 83H159V81H158ZM161 83H164L163 81H161ZM161 83H159V84H161ZM150 84H151V86H150ZM194 84V83H193ZM136 85H140V86H136ZM148 85H149V87H148ZM171 85V84H170ZM196 85V84H195ZM210 85V86H209ZM134 86V87H133ZM135 86H136V88H135ZM198 86V85H197ZM131 87H133V88H135V93H137V95H134L135 93L134 92H132L131 91ZM7 88V87H6ZM151 88V89H150ZM205 88V87H204ZM203 88V89H204ZM11 89H13V91L11 92L10 90ZM138 89V88H137ZM144 89V88H143ZM167 89L169 90V91H167ZM198 89H200V88H198ZM130 90V91H129ZM201 90V89H200ZM143 91V90H142ZM42 91H39L38 93H37V98H41L42 97V99L40 100V102L41 103H39L40 104V106L39 105H37V109H35V114H34V117L33 116H31V115H29L28 114V116H29V118L28 117H24V115L22 116V118H18V120H19V122L17 123V119L15 118L14 120H13V118H12V120L11 121H9V128L11 127H13V125H14V127L17 125V124H19V126L21 125V124H26L27 122H29V121H31V123L32 124H38V122L40 123V124H43L44 122H46L47 120H49L50 118H51V112H52V106L51 105H54L55 104V102H53L56 98H55V92H54V94H53V96L51 97L50 95L48 96L47 94V96H48V101H46L45 99V94H42L41 93ZM132 93V94H127V93ZM46 93H47V91H46ZM58 93V92H57ZM60 93V92H59ZM127 94V95H124V94ZM140 93V92H139ZM1 94V93H0ZM71 95H68L67 94V96H65V97H67V100L66 101H70L71 100V97H70ZM103 96V98H101ZM197 96V97H196ZM5 97V98H4ZM70 97V98H69ZM73 97V96H72ZM110 97V98H111ZM214 97V98H213ZM1 98V97H0ZM4 98V99H3ZM44 98V99H43ZM52 98H55V99H52ZM101 98V99H100ZM7 99V100H6ZM52 99V101L51 102H53L52 104L49 102L50 100ZM70 99V100H69ZM1 100V99H0ZM98 100V101H99ZM104 100V99H103ZM119 100H121V102H119ZM209 100V101H210ZM232 100V99H231ZM55 101H57V100H55ZM102 101V100H101ZM100 101V102H101ZM116 101H115V103H116ZM95 102V101H94ZM44 103V104H43ZM112 103H114V101H112ZM118 103H116V105L118 104ZM233 103V102H232ZM239 103V102H238ZM241 103V102H240ZM109 104V103H108ZM39 106V107H38ZM59 106V105H58ZM109 106V105H108ZM237 106H239V104L237 105ZM237 106H235V107H237ZM241 106H243V104L241 105ZM240 106V107H241ZM9 107V106H8ZM61 107V106H60ZM121 107H123V108H121ZM68 108V107H67ZM110 108V107H109ZM239 108V107H238ZM65 109V108H64ZM71 109V108H70ZM70 109H69V112H70ZM111 109V108H110ZM116 109H117V113L115 114V112H116ZM244 109V108H243ZM1 110H0V112H1ZM60 110H63V107H62V109L60 108ZM60 110H56V111H58L57 112V114H59V111ZM67 110V109H66ZM108 110V109H107ZM56 111H55V113H56ZM63 112V111H62ZM66 112V111H65ZM243 112H244V110H243ZM243 112L241 111V113L243 114ZM33 113V112H32ZM113 113L115 114V116L113 117H111V115H113ZM240 113V114H241ZM249 113V112H248ZM56 114V115H57ZM66 114V113H65ZM68 114V113H67ZM236 114H238L239 115V113H236ZM251 114V113H250ZM255 115V114H257V112H254V113H252V115ZM259 114V113H258ZM263 114V113H262ZM261 113L259 114V117H258V115H255V117H257L258 119L260 118V119H263V117L262 116H260V115H262ZM26 115V114H25ZM110 115V116H109ZM156 115H158V114H156ZM79 116H80V112H77V110H74V111H72V109H71V112L69 113V116H67L68 118L66 119L65 117V119L66 120H64V118H63V120L65 121L64 122V124H69V123H67V121L68 122H70V123H72V122H74L76 119H78L79 118ZM242 116V115H241ZM53 117V116H52ZM61 117V116H60ZM251 117V118H250ZM249 118H250V120H253V119H255V118H253V116H250ZM113 118V119H112ZM242 118H243V116H242ZM253 118V119H252ZM31 119V120H30ZM58 120V119H57ZM63 120L61 121V122H63ZM104 120H105V118H104ZM106 121V120H105ZM36 122V123H35ZM60 122V121H59ZM219 123H215V126L213 127V132L210 134V135H208V137H210V143H212V144H216L217 143V141H219L218 143L220 144V139H222V141H221V148H222V150H221V154L219 155V157H217V159H214L212 156H210L207 152H202L201 154L200 153H198V154H196L197 152L196 151H194L195 149H196V145H198L199 144V142H200V140L204 137H202L201 138V135H200V133L202 132V131H198V130H195V131H192V133H190L189 135H190V137H189V135H188V137H187V139H186V144H184L183 145V148H181V147H178L177 145H169V146H167L166 145V147H165V149L162 151V149H161V147H162V145H160V143L161 142H159V143H156V145L154 144L155 143V141H153L150 145H148V146H146L145 148H143V147H140L139 149H137L133 154H132V157H131V162H130V167L132 168V171L136 168V166H137V168H141V170L138 172L139 174H141L142 175V170L145 168V170H147V168H148V170H150V171H157V170H160V168L163 166H160L159 167V163H158V160L157 159H155L154 157H151L150 156V154H149V152H148V150H149V148L151 147L152 149H156V150H158V152H159V157L160 158H163V159H165V160H168L167 162H171V161H175V163H178V162H176V161H178V160H181L180 158H181V156H182V158L183 157H189L190 155V153H192L191 154V157H192V155L195 153L196 155H193V156H196L194 159L196 160V158H197V160L199 159V161L200 162H196L195 161V163L194 164H197L198 165V163H199V166H201V165H203V170L206 168V167H208V169H213V170H226L225 168H226V166H228L227 165V163L226 164H224V162L226 161H223V159H226L227 157H228V159H230V150H231V147L232 146H235V145H239V146H241L243 143L245 144V143H247V142H245V140L243 141V139H241L242 137H241V132L240 131H237V129H239L240 128V126L239 127H237L236 126V128H235V125H234V127L232 128V127H230V126H228V127H230V128H232V129H229L228 127H227V125H222V123H221V120H219L218 121ZM240 124V123H239ZM242 124V123H241ZM39 125V124H38ZM109 125H107V127H109ZM22 126V125H21ZM24 126V125H23ZM138 126V125H137ZM17 127V126H16ZM167 127V126H166ZM184 127V128H183ZM227 128V129H226ZM151 128H150V126H148V125H146V124H141V126L139 125L138 126V130H137V132H141L142 134H149V132L151 131L150 130ZM243 129V128H242ZM136 130V129H135ZM241 130V129H240ZM208 131V130H207ZM210 131H212V130H210ZM210 131H208V132H210ZM228 131H230V132H228ZM232 131V132H231ZM233 131L235 132V133H233ZM241 131H243V130H241ZM207 133V132H206ZM240 133V134H239ZM39 134H41L40 132H36V134H35V138L36 137H38V135ZM166 134V133H165ZM202 134V133H201ZM208 134V133H207ZM33 136V135H32ZM163 136H164V134H163ZM205 136H206V139L208 138L207 137V135L205 134ZM243 136V135H242ZM5 137H6V135H5ZM165 137H166V135H165ZM219 137H222V138H220L219 139ZM212 138V139H211ZM64 139H65V137L64 136H60L59 137V141L60 142H63L64 141ZM102 139V138H101ZM160 139V138H159ZM204 139V138H203ZM251 139V138H250ZM36 140V139H35ZM77 140H78V135H75L73 138H71V139H69L68 141H67V143H66V149L68 150V151H71V150H73V148H72V146H74L75 144H76V142H77ZM161 140V139H160ZM163 140V139H162ZM205 140V139H204ZM203 140V141H204ZM223 140H224V142H223ZM252 140H254V139H252ZM262 141V140H261ZM5 142L8 144L9 143V146L10 147H15L14 149H16V144H17V142L15 143V142H12V141H7L6 139H5ZM223 142V143H222ZM249 142H251V141H248V143ZM254 142V141H253ZM101 143L102 144H100V142L98 143V144H100V145H98V147L99 146H101L100 147V150H98V148L96 149V148H94V149H96V150H87V153L89 152V155L91 156V157H93L94 156V158H102V157H105V156H111V154L112 155H118V158H119V156H121L127 149L126 148H128V144H127V146H126V143H127V139H123V137L121 138V137H114V136H111V135H108L106 138H103V142L101 141ZM201 143V142H200ZM208 143V142H207ZM247 143V144H248ZM202 144V143H201ZM204 144H206L205 142H204ZM204 144H202V145H204ZM16 145V146H15ZM249 145V144H248ZM164 146V145H163ZM180 146H182V145H180ZM243 146V145H242ZM200 147V146H199ZM251 146H249V148H250ZM164 148V147H163ZM195 148V149H194ZM253 148H254V146H253ZM256 148V147H255ZM89 149V148H88ZM201 149V148H200ZM251 149H252V147L250 148V152H252V153H254V154H256V156L258 155L257 153H255V151L253 152V150L251 151ZM256 149H258V148H256ZM17 150V149H16ZM199 150V149H198ZM223 150H224V153H223ZM232 150H233V147H232ZM232 150H231V152H232ZM97 153V154H96ZM259 153V152H258ZM27 154V153H26ZM31 156L29 157V156H27V158L26 159H28V160H26L25 159V161H29L30 163H32L33 165H35L36 167H38V165H43L44 163H45V161H46V159H48V157H47V155L46 154H44V153H42V152H40V153H38V151H36V154L34 153V154H31V153H29ZM54 154H56V153H54ZM224 154V155H223ZM248 154V153H247ZM251 154V153H250ZM250 154L248 155V158L250 157ZM259 154H261V153H259ZM58 154H56L55 156H57ZM96 155V156H95ZM55 156H53L52 157V159H58V160H63V157H61V156H59V158H54ZM225 156V157H224ZM260 156V155H259ZM258 156V158H260ZM199 157V158H198ZM221 157V158H220ZM233 157H235V156H233ZM254 157V156H253ZM252 157V158H253ZM236 158V157H235ZM239 158H240V156H239ZM257 158V157H256ZM30 159V160H29ZM188 159H190V157L188 158ZM231 159H233V158H231ZM250 160H252L251 158H249ZM261 159V158H260ZM260 159H258L259 161H260ZM234 160V159H233ZM242 160V159H241ZM6 160L5 159H2L1 158V156H0V164H2V163H4ZM228 161V160H227ZM226 161V162H227ZM257 161V160H256ZM172 162V163H173ZM231 161H229L228 163H230ZM233 162H235V161H233ZM237 162V161H236ZM252 162H253V160H252ZM258 162V161H257ZM174 163V164H175ZM188 163V162H187ZM202 163V164H201ZM241 163V162H240ZM159 164V165H158ZM233 164V163H232ZM254 164H256V163H254ZM186 165V164H185ZM189 165L191 166V163H189ZM238 165V164H237ZM241 165H243V164H241ZM135 166V168H133ZM187 166V165H186ZM198 166V167H199ZM233 166H234V164H233ZM240 166V165H239ZM239 166H237L235 169L237 170V171H241V173H243V175L241 174L240 175V173H238L237 172V175L239 174L240 175V177L241 178H248V174L247 173H249V172H246V171H248L247 169H249L248 167H246V170L244 169L245 167H241L242 169H240L239 170ZM192 167V166H191ZM196 167V166H195ZM205 167V168H204ZM261 167V166H260ZM188 167H186V169H187ZM228 168V167H227ZM185 169V170H186ZM200 169V168H199ZM207 169V170H208ZM230 169V168H229ZM244 169V170H243ZM262 169V168H261ZM193 170V169H192ZM195 170V169H194ZM197 170H198V168H197ZM196 170V171H197ZM206 170V169H205ZM187 171V170H186ZM190 171H191V169H190ZM228 171V170H227ZM231 171H233V167H231ZM230 171V172H231ZM250 171V170H249ZM262 171V170H261ZM144 172V171H143ZM224 172V171H223ZM236 172V171H235ZM257 172H258V170H257ZM60 173H62V174H64V173H66V169L65 168H62L61 170H60ZM136 172H135V170H134V172L133 173H131L130 174V177H134V175L133 174H135ZM185 173V172H184ZM187 173V172H186ZM186 173H185V175H186ZM188 173H190L189 172V170H188ZM194 173H195V171H194ZM200 173L201 174H198V175H201V176H203L202 175V172L200 171ZM233 173V172H232ZM232 173H230V174H232ZM261 173V172H260ZM137 174V173H136ZM135 174V176L137 177V175ZM144 174V173H143ZM196 174V173H195ZM194 174V175H195ZM247 174V175H246ZM250 174V173H249ZM133 175V176H132ZM140 175V176H141ZM192 175V174H191ZM197 175V176H198ZM236 175V176H237ZM239 175L237 176L238 178H239ZM139 176V175H138ZM200 176V177H201ZM208 175H206V176H203V177H207ZM245 176H247V177H245ZM127 177V176H126ZM135 177V178H136ZM188 177V176H187ZM186 177V178H187ZM196 177V176H195ZM199 177V176H198ZM10 178V177H9ZM9 178H7L9 181H7V184L5 183L6 182V180H2V182L0 183V188H6V186H11L10 188L11 189H9V190H12L13 191V189L15 190V191H13V192H16V194H17V192H19L18 194H19V197H17L16 199H17V202H16V204L18 205H20V204H24V202L22 203L21 201H22V199H24L25 198V196H26V194H27V192H28V190H25V189H27L26 187L29 185H31V183L30 184H27V180L25 181V180H23L22 178H19V177H17V175L15 176V178L14 177H12L13 178V180H11V179H9ZM46 177L43 175V174H41L39 171L36 173V177H33V182H34V184H41V183H43V182H41L42 180H44ZM118 178V177H117ZM117 178H115L112 182V184H111V186H110V184L107 186V188H106V193L105 194H103L102 195V197H98L96 194H94V193H85V194H83V195H81L79 198L78 197H76V196H69L68 198H67V201L69 202V203H72L73 205H75V207L78 209V208H81L82 207V205L83 204H85V203H87V204H89L92 208V212H90V215H93L94 213V215L93 216H97V213H99L98 211H100L99 210V208L100 209H104V208H111V207H113L114 205V208H115V210H114V208H112L111 210H110V212H112V211H116V212H113V213H111L113 216H118V217H121V218H123V219H127V218H130V217H132L133 216V214H135L137 211L139 212L140 211V209H132L133 207H130V205H128V204H125L124 205V203L123 204H121L120 202H118V200H117V197H118V195L119 194H121V192L122 191H124L125 189H127V188H129L130 187V185H131V183L132 184H134L133 185V187L134 188H136L137 187V185L135 184V182H134V179L133 178H131L130 179V181H129V177H127V179L125 180V178H121V177H119V179H117ZM121 178V179H120ZM185 178V179H186ZM202 178V177H201ZM200 178V179H201ZM205 178H202L201 180L200 179H197L198 180V182H197V180H196V178L194 179L197 183H199L200 182V186L201 185H203V183H209V184H213V185H216V184H218V183H220V182H218L219 180H217L218 178H216V177H210V176H208L206 179ZM238 178H235V180H237L235 183L236 184H233L234 186H232V188H231V186L228 188L229 190H230V188H231V190L229 191L227 188V191H229V192H223L224 191V188H223V191H221L222 193V195L221 194H213V195H209V194H206L205 196H202L203 197V199H202V197L200 198V203L198 204V205H193V204H187V202H186V204H187V206H184V207H182L181 205V208H179L178 209V207H175L174 208V204H173V207L172 208H174V209H170V211L168 210V209H166V208H158V207H156L155 205H157V204H160V203H164L165 201H166V199H165V196H167L166 194L164 195V196H161V195H159V197H158V195H156V194H159V192H158V189H156V190H150V189H148V190H144L142 193V202H144L143 204H144V212L143 213H141V211H140V217L138 216V213H136L137 214V216L139 217V219L137 220V225L136 226H142V227H150L151 226V224H153V222H156V221H158V219H164V218H167L168 216H171L172 215V212H173V214L175 213V210H176V212H178L179 214H180V212L179 211H181V214H180V218H179V220L178 221H176V223H174V224H176V225H174V226H176L175 228H174V230H173V232H172V234L170 233V232H167V233H158L157 234V237H156V239L154 240V242L152 243V245L150 246V247H148L146 250H145V252H144V254L147 256V257H152V258H154V259H156V260H158L159 261V264L160 263H162V264H179L180 263V261H181V264H192V262H193V259H194V257H195V251H194V249H192L193 248V246H191V243H190V240H191V237L189 236V234H188V228L192 225V224H194V223H196L197 221H198V219L199 218H201V217H203V218H205V219H207L210 223H211V231H210V233H209V236L207 237V239H204L203 240V242L206 244V245H208V246H211L212 245V243H213V240H214V242L218 239L219 240V237H221V235L222 236H224V232H226L225 230L226 229H229V226L231 225V223H232V221L233 220H235V217H236V215H237V208H240V206H244L245 205V202L246 201H244V200H247V198L246 199H244V197L241 195V191H243L244 189H245V187H246V183L244 184V186H242V184H243V182H240V181H244V179H242V180H239V183H238ZM240 178V179H241ZM26 179V178H25ZM35 179V180H34ZM29 180V179H28ZM205 182H204V181ZM234 180V181H235ZM31 181H32V179H31ZM191 181H192V179H191ZM203 183H202V182ZM232 181V180H231ZM233 181V182H234ZM41 182V183H40ZM129 182V183H128ZM196 182H195V184H196ZM232 182V183H233ZM13 183V184H12ZM171 183V182H170ZM190 183V182H189ZM189 183H186L187 185L189 184ZM202 183V184H201ZM229 183H231V182H229ZM240 183H242V184H240ZM33 184V185H34ZM38 184V185H39ZM181 184V183H180ZM191 184V186H192V183H190ZM190 184H189V187H190ZM247 184H249V183H247ZM38 185H35V186H38ZM198 185V184H197ZM227 185V184H226ZM225 184H224V186H226ZM15 186V187H14ZM32 186V185H31ZM199 186V185H198ZM198 186H195V188L197 187L198 188ZM242 186V187H241ZM7 187V188H8ZM12 187H13V189H12ZM188 187V188H189ZM193 187V186H192ZM174 188H175V185H174V183L172 182V184H170V185H167L166 186V189H167V191H169V189H170V191L173 189V191H174ZM178 187H176V190H183L182 189V187L181 188H179V189H177ZM187 188V189H188ZM196 188V189H197ZM222 188H221V190H222ZM243 190H242V189ZM247 188V187H246ZM186 189V190H187ZM199 189V188H198ZM225 189V190H226ZM240 189V190H239ZM253 189V188H252ZM189 190V189H188ZM187 190V191H188ZM190 191V190H189ZM247 191L248 190H246V193H247ZM253 191H254V189H253ZM241 192V193H240ZM249 192V191H248ZM244 194V193H243ZM29 195V194H28ZM144 195V196H143ZM117 196V197H116ZM28 197V196H27ZM158 197V198H157ZM164 197V198H163ZM20 198V200H18ZM116 198V199H115ZM156 198V199H155ZM161 198V199H160ZM164 200H163V199ZM158 199H160V202H158L159 200ZM249 199V198H248ZM153 200H155V203H153L154 201ZM19 201V202H18ZM117 201V202H116ZM152 201V202H151ZM162 201V202H161ZM1 202V201H0ZM3 202H7V201H3ZM9 202V201H8ZM27 202V201H26ZM243 202H244V204H243ZM12 203V202H11ZM116 203H118V204H116ZM188 203H190V202H188ZM5 204V203H4ZM14 204V203H13ZM49 204V205H48ZM121 204V205H120ZM152 204H154V206H155V209H154V207H153V205ZM248 204V203H247ZM1 205V204H0ZM6 205H7V203H6ZM12 205V204H11ZM16 205V206H17ZM40 205V204H39ZM38 205V206H39ZM112 205V206H111ZM10 206V205H9ZM37 206V207H38ZM117 206V207H116ZM119 206H121V207H119ZM11 207V206H10ZM13 207V206H12ZM19 207V206H18ZM21 207V206H20ZM52 207H54V204L52 203H47L46 204V206L45 205H40V207H39V209L41 210V212L42 213H44V214H47V215H49L50 213H52V212H54L53 210V208ZM3 207H1L0 209H2ZM6 208H8V207H6ZM55 208V207H54ZM4 210V209H3ZM89 210V211H90ZM93 210H94V212H93ZM134 210V212H132ZM154 210V211H153ZM236 210V211H235ZM52 211V212H51ZM55 211H57L56 209H55ZM136 211V212H135ZM169 211V212H168ZM261 211H263V210H261ZM261 211H259L260 213H261ZM236 212V213H235ZM258 212V211H257ZM59 213V214H58ZM58 213H57V216L59 217V219H61V220H64V221H68V220H71V221H73V222H77L78 221V219H80V215L82 214L81 212H78L77 210H58ZM81 213V214H80ZM93 213V214H92ZM132 213V214H131ZM264 213V212H263ZM53 214V213H52ZM84 214V213H83ZM83 214H82V216H81V218L82 217H84V216H86V214L83 216ZM88 214V213H87ZM218 214H220L219 216H218V218L220 217V218H222V219H225V221L223 222L222 221V219H218L217 218V215ZM236 214V215H235ZM253 214V213H252ZM252 214H251V216H252ZM131 215V216H130ZM150 217H149V216ZM239 215V214H238ZM258 215V214H257ZM261 214H259L258 216H260ZM50 216H56L55 214H53V215H49V217ZM148 216V217H147ZM146 217H147V220H145L146 219ZM213 217H214V219H213ZM261 217H263V218H260V219H256L255 218V213H254V221H255V219L256 220H259L260 222L258 223V221H257V223H258V226L256 227V225H257V223L256 224H253V226H254V229L255 230H258V229H260L261 228V230L263 231V232H260V233H264V215H261ZM84 218H82V219H80V220H83ZM212 219H213V221H212ZM249 219H251L252 220V218H249ZM79 220V221H80ZM149 220V221H148ZM154 220H156V221H154ZM148 221V222H147ZM152 221V222H151ZM150 222H151V224H150ZM253 222V221H252ZM256 222V221H255ZM259 226H261V227H259ZM18 229H17V227L13 230V233L15 232L16 233V231H17ZM258 231H260V230H258ZM18 234V233H17ZM169 234L171 235V237L169 236ZM9 235H12V233L11 232H9ZM264 234H262L261 236H263ZM38 236V235H37ZM64 235H59V237H57V239L52 243L53 245L55 244V243H57V242H63L64 241V237H63ZM67 236V235H66ZM65 236V237H66ZM219 236V237H218ZM35 237V236H34ZM41 236H39V238H40ZM218 237V238H217ZM39 238L38 237H36L35 238V240L33 239V241H30L28 244H27V246L25 247L24 246V248L26 249V252L23 254V255H16L15 254V256H18V257H13V261H14V264H32V263H34V262H36V260H37V258H36V254H35V251L38 249V248H41L42 246H43V243L41 242L42 240H40L39 241ZM90 238L91 239H97V240H105L107 243H113V242H116V241H119V240H129L130 238H131V236L129 235V234H122V233H109V232H104V233H92V234H90ZM250 238V239H249ZM41 239V238H40ZM181 239H183V240H181ZM258 239V241H259V243H261L262 244V246H263V242H264V236L261 238L262 239V241H261V239H260V237L259 238H257ZM30 240V239H29ZM66 240V239H65ZM187 240V241H186ZM220 240H221V238H220ZM224 240L225 239H223L222 241V243H225L224 242ZM252 240H254V238H252V237H248V242L249 243H247V244H251V243H253L254 244V242H256V241H254V242H252ZM182 241V242H181ZM183 241H184V243H183ZM186 241V242H185ZM194 241H195V239H194ZM65 242V243H64ZM63 242V244H62V246H61V249H60V252H59V254H60V257L59 258H61V262H63V263H66L68 260H71V259H77V258H81V257H84V255L86 254V251H88L87 250V248L86 247H81V248H79L80 246H76V248H74V246H72V247H70L71 245H69L66 241H64ZM179 242H181V244H179ZM189 242V243H188ZM67 243V244H66ZM183 243V244H182ZM187 243V244H186ZM196 243V242H195ZM257 245H258V243H256ZM255 244V245H256ZM53 245H52V248H53ZM182 245H186L185 247H183ZM173 246H182V250H183V252H182V258L180 257V259H182V260H179V262H176V260H171L172 258L171 257H169V256H167V255H165L164 253H162V250H165V249H167V248H169V247H173ZM52 248H49V250L51 249L52 250ZM33 251V255H32V252ZM35 254V255H34ZM5 257H9V253H7V252H4V254H3ZM250 255H252V254H250L249 253V256H241V258L240 259H242V261H243V264H249L250 262H254V256H250ZM254 257V258H253ZM252 258H253V261H252ZM169 260V261H168ZM171 260V261H170ZM177 260V261H178ZM164 261V262H163ZM124 262H126V263H124ZM68 263V262H67ZM120 263H122V262H120ZM0 264H4V262L1 260L0 261ZM109 264H113V263H109ZM122 264H134L133 262L132 263H130V262H128V261H123V263ZM259 264H264V262H261V263H259Z\"/></svg>",
	"mask_w": 264,
	"mask_h": 264
}]
</instances>
